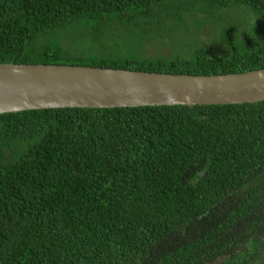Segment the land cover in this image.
I'll return each instance as SVG.
<instances>
[{
    "label": "trees",
    "instance_id": "16d2710c",
    "mask_svg": "<svg viewBox=\"0 0 264 264\" xmlns=\"http://www.w3.org/2000/svg\"><path fill=\"white\" fill-rule=\"evenodd\" d=\"M9 62L262 69L264 0H0ZM0 264H264V100L0 114Z\"/></svg>",
    "mask_w": 264,
    "mask_h": 264
},
{
    "label": "water",
    "instance_id": "95a60500",
    "mask_svg": "<svg viewBox=\"0 0 264 264\" xmlns=\"http://www.w3.org/2000/svg\"><path fill=\"white\" fill-rule=\"evenodd\" d=\"M264 100V68L224 74L0 63V114L66 107L240 104Z\"/></svg>",
    "mask_w": 264,
    "mask_h": 264
},
{
    "label": "rangeland",
    "instance_id": "374dc122",
    "mask_svg": "<svg viewBox=\"0 0 264 264\" xmlns=\"http://www.w3.org/2000/svg\"><path fill=\"white\" fill-rule=\"evenodd\" d=\"M193 40H194V39H192V38L189 39V43H190L189 45H190V46H191V45H192V46H195L196 43H198V42H195V41H193ZM187 41H188V40H187Z\"/></svg>",
    "mask_w": 264,
    "mask_h": 264
}]
</instances>
